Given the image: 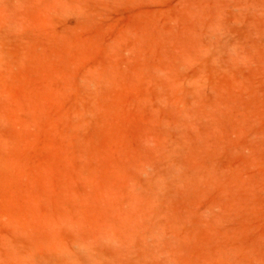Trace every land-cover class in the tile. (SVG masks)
Masks as SVG:
<instances>
[{
  "label": "rangeland",
  "instance_id": "374dc122",
  "mask_svg": "<svg viewBox=\"0 0 264 264\" xmlns=\"http://www.w3.org/2000/svg\"><path fill=\"white\" fill-rule=\"evenodd\" d=\"M0 9V264L108 228L154 264H264V0Z\"/></svg>",
  "mask_w": 264,
  "mask_h": 264
},
{
  "label": "bare ground",
  "instance_id": "6f19581e",
  "mask_svg": "<svg viewBox=\"0 0 264 264\" xmlns=\"http://www.w3.org/2000/svg\"><path fill=\"white\" fill-rule=\"evenodd\" d=\"M14 2H15V0H14ZM10 5H12V4H10ZM15 5H16V3H15ZM3 7H5V5ZM7 7H8V5H7ZM8 21H9V19H8ZM10 23H11V21H10ZM174 147H176V146H174ZM180 164H181V162L179 163L178 161H173V163L171 165L172 167L170 166V169H168L169 170L168 172H166V173L164 172V173L158 174L151 181V184H150L151 188L149 190L150 191L149 198H151V200L156 201L158 198H160L161 194L162 195L166 194V193H164L166 189L168 190V188H167L168 186H166L167 185L166 183H167V180L170 177L179 178L180 179L182 176H184V174H182V170H181V167H180L181 165ZM149 222L150 221H148V223ZM155 224L152 226L153 227L152 228V235L153 236H156V233L159 232V231L157 232L156 230H158V229L161 230V228H158V227H157L158 229H156ZM162 224L163 223H157L156 225H158L159 227L160 226L162 227ZM120 225L121 224H119L118 227ZM122 225H123V223H122ZM125 226H127V225H125ZM108 230H106V232L104 233L103 236L100 234L101 236H97V238L90 237L92 239H90L89 237H86L87 235L83 236V235H78L79 233L76 234L74 237H71L72 241H70L71 244H70V247L67 248V253L66 254H63V255H60V256H58V255L39 256L37 254L32 253V254H30L27 257H22L21 259H22L23 263L25 262L26 264H154L152 262V260H150V257L148 255V253L143 251V250H142L143 252H141V250H140L141 253L135 259H133L131 257H130L131 259L129 257H124L123 254L129 248V246H131L130 244L134 243L133 241H135L134 240L135 236H133V234L131 233L130 230L123 229V228L120 229V230H118V229L117 230H115V229L110 230L108 228ZM149 234H150V231H149ZM158 234H160V233H158ZM155 239H157V238H155ZM159 239H160V237H159ZM142 240H143V238H142ZM142 243L144 244V241ZM138 244H140V243H138ZM150 244H151V242H150ZM144 245L147 246L146 244H144ZM132 246H134V244ZM131 247H130V249H131ZM136 248H134L132 250H135ZM152 253H151V255H152ZM127 254H129V252ZM130 254L133 255V253H130ZM130 254L127 255V256H130ZM135 255H136V253H135ZM156 260H157V258H156Z\"/></svg>",
  "mask_w": 264,
  "mask_h": 264
}]
</instances>
